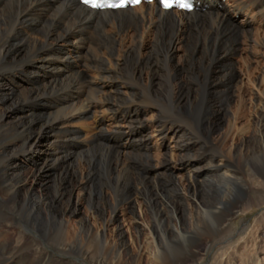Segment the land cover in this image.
I'll list each match as a JSON object with an SVG mask.
<instances>
[{"label": "rangeland", "instance_id": "1", "mask_svg": "<svg viewBox=\"0 0 264 264\" xmlns=\"http://www.w3.org/2000/svg\"><path fill=\"white\" fill-rule=\"evenodd\" d=\"M220 1L225 4H232L231 2H233V0ZM252 1L258 2V0ZM252 3L248 2V6H251ZM261 3L264 6V1H261ZM248 13V16L252 15L253 17L255 12L253 9H249ZM234 21L239 24L242 21L241 16L234 17ZM244 25L242 23L240 26ZM85 30L84 33L89 38L88 35L89 33L91 35V32L87 33ZM250 30L252 41L247 40L245 44H242L239 53L236 52L232 55L231 62L239 79L233 80L231 84L228 83V77H226V74L230 72L228 65L213 68L214 73L208 75L202 67L193 64L192 61L187 64V52L181 46L174 56V62L155 65L123 64L119 67L123 74L119 79L122 82H127L124 83L128 86L126 90H129L124 95L128 97L130 95L126 102L129 104L130 102H137L142 106H145V103L159 105L161 114L156 117L163 119L161 124L164 122L168 124L171 121L183 123L185 126L188 124L189 128L191 127L189 131L192 136L201 140L202 143L197 144L193 140L192 143L186 142L189 143L188 146L187 144L181 145V143L178 144L174 140H170L171 135L168 134L169 132L162 143L161 138L156 137V124H152L154 114L157 112L151 111V109H147L144 114H141L139 119H136L137 121L130 120V123H127V119L122 117L115 122L108 110L102 111L99 108H91L82 117L76 119L77 122L83 119L81 120L82 125L77 122L78 125H70L71 122L76 124L74 119L68 125H63L65 128L62 127L61 129V126L60 129L50 128L49 136L45 141L48 143V147L44 151L42 146L37 151H25L18 156L16 166L19 167V171L17 170L19 173H17L20 178L24 179L26 184L21 193L18 207L24 208V205L27 204L25 206L27 208L28 203L35 201L40 196L44 204L54 200L60 208L68 207L71 209L76 203L82 216L86 215L90 218L89 223L92 232L101 230L105 221L111 216L112 209L117 208L118 215L121 218L120 224L122 225L124 239L120 240L112 227H108L105 236L109 248H118L121 254V264H157L152 253L156 241L162 243V248L158 249L159 253L168 257V262L165 264H223L224 262L226 264H232V262L234 264H245L248 262L247 260L253 257L259 260L258 264H264V189H259L260 192L262 191L259 195L257 192L255 193L257 188L249 186V188L251 187L249 191L245 187L246 189H242L240 196H232L231 199L225 202L223 200L225 203L223 210L217 211L213 207L217 205L218 200L222 199V196H226L225 194L229 188L222 189V183L218 180L219 176L214 174L212 167L208 164L210 154L217 155V158H215L216 163L221 162L220 155L223 154L224 160L222 161L230 166L231 163L237 165L240 156L245 155L248 157L250 164L262 160L263 163L262 161L261 163L264 169V159H262V157L264 158V152H260V148H264V144L258 147L256 140L259 131H264V110H261L264 108V82H261V77H264V45H260L264 42L263 21L256 16L253 17L252 24L247 31ZM252 32H254V35ZM255 41L258 43L256 44ZM84 44L87 45V41ZM68 52H70V57L75 60L76 65L71 70L69 64L67 66L64 64L66 68L65 77L78 78L79 82L82 83H79L80 88L78 90L82 89V94L85 98L88 97L85 99L81 94L82 96L75 98L74 103L79 104L80 102L83 105L86 103L88 105V102H90L92 105L97 101L95 96L99 95V90L94 87V85H98L95 77L97 75L95 74L103 65L93 60L89 51L85 48L75 53L71 49ZM118 53L116 57L122 55L121 51ZM77 55H80V58ZM86 56L89 58H87L88 60ZM82 61L86 63H82ZM176 61H179V65L175 64ZM13 63L9 64L10 67H13L10 71L13 70V73L19 76L16 83L10 85L14 92L20 93L22 87L35 88V85L44 82V80H38L43 76L41 75L43 74L42 69L27 68L26 73H22L20 71L22 67H16ZM92 65H95L96 68ZM98 67L100 68L97 69ZM33 71L38 74H34ZM78 75L81 76L78 77ZM88 81L92 84L89 85ZM161 89L167 91L168 97L166 96L167 99L165 100H159L154 94L156 90L161 91ZM109 90L106 88L102 91ZM94 91L97 93H94ZM136 92L138 93L136 94ZM230 93L233 96L230 97ZM133 94L135 96H131ZM126 102L124 101L121 104L112 101L111 103L115 108H125L124 105H129ZM108 106L106 104L105 108ZM238 109L240 112L237 111ZM38 111L41 112L39 114L49 113L48 110H41L40 108ZM101 111L107 112V118L104 121L105 123L98 124L97 120L103 114ZM119 112L122 114V109ZM37 113L34 114L37 116L27 115L24 121L40 118L41 115ZM14 120L12 117L6 118L2 124L7 125ZM144 124L146 126L142 127ZM116 125H118V128L115 127ZM119 125H121V128ZM133 127L135 130V127H138L137 134L126 138L124 135L121 136V133L129 131ZM77 129L81 133H78V135L75 133L74 135V131ZM60 130L64 132L60 134ZM140 130L141 135L139 134ZM168 131H171V129ZM78 140L79 142H77ZM185 140H188L187 135ZM0 142L2 143V141ZM103 146L111 148L114 154H108L109 156H107V153H101L103 152ZM252 150L254 152L251 157ZM164 162H167V164L160 166ZM45 163L50 168L39 173V169ZM111 168L116 169V171L112 172ZM120 169H124L125 172H120ZM192 170L194 171L191 172ZM189 175L191 176L190 180H188ZM260 181H262L261 184L264 187V179ZM220 191L223 192L221 195ZM241 200L243 202L250 200L251 206L244 212L235 213L233 208L238 203L242 204ZM196 203L206 206V208L207 206L212 207L213 209L207 208L213 211L212 214L205 218L200 211V206H197ZM39 211L45 220L47 227L45 229L39 228L35 222L29 221L25 215L22 216V220L18 225H10V222H5L9 219V216L6 215V217L0 212V250L4 248L5 257H7L6 252L13 250L15 252L8 263L95 264L94 258L101 256L100 253L103 251L101 245L103 239L99 240L100 245L98 247L97 244L96 246L93 245L89 250L90 254L87 255L83 252L75 253L60 250L46 240L47 236L55 243L59 241L55 235V229L49 227L53 223V219H49L50 212L46 207H40ZM197 211H200L198 227L191 225L189 222L191 213ZM78 218L79 215L68 216L72 236L74 233L79 232ZM37 219L35 218L34 221ZM207 224L209 225L206 226ZM152 233L156 235L155 238L158 240L153 238ZM177 234L183 236L184 241H180ZM151 242L153 243L151 244ZM37 243H39L44 255L36 256L37 246L35 244ZM245 243H248L249 247L245 248ZM108 260L105 261V264H111L112 260ZM0 264L6 263L0 259Z\"/></svg>", "mask_w": 264, "mask_h": 264}, {"label": "bare ground", "instance_id": "2", "mask_svg": "<svg viewBox=\"0 0 264 264\" xmlns=\"http://www.w3.org/2000/svg\"><path fill=\"white\" fill-rule=\"evenodd\" d=\"M261 1L264 0H258V2H253L252 0H233V2H231L232 4H225L220 0H194L195 9L191 12H183L177 11L175 9L162 10L156 5L155 1L152 3H140L134 7H126L116 10H92L84 5H81L77 0H0V141H2V143L0 142V212L5 216H9L8 220H5V218H3V220H5L6 223L10 222V225H18V223H20L22 220V216L25 215L29 221L35 222L39 228L45 229L47 228L46 223L39 209L40 207H46L50 212L49 219H53V223L50 224L49 227L55 229V235L59 240L57 243H55L54 240H51L46 236V240L52 246L64 251H72L75 253L83 252L85 255H87L90 254L89 250L91 247L93 245L96 246V244L98 247V245H100L99 240L103 239L101 240V245L103 248L99 247L102 248L103 251L100 253L101 256L96 257V259L94 258L95 264H105V261L108 259L112 260L111 264H121V254L118 248H109L107 245L108 240L105 236L108 231V227H112V229L116 232L117 237L120 240L124 239L122 225L120 224L121 218L118 215V209H112L111 216L105 221V224L101 230L92 232V228L89 223L90 218L86 215L82 216L76 203L71 209L68 207L60 208L59 205H56L54 200L49 201V204H44L40 196V198L35 199V201L28 203L27 208L25 207L27 204L24 205V208H19L18 202L26 184L24 179L20 178V175L18 174L19 167L16 166V159L23 152L31 150L37 151L38 149H41L42 146L44 151L45 148L48 147V143L45 141L49 136L48 134L50 128L58 129L61 126L60 128L62 129V127L68 125V123L74 119V123H76V119L80 118V116L82 117V115L91 110V108H99L102 111L108 110L109 114L111 112V117H113L115 122L120 120L122 117L123 119H127V123H130V120L137 121L136 119H139L141 114H144L147 109H151V111L154 110L157 112L154 114V120L152 124H156V137L161 138L162 143L165 141V138L168 134L171 135L170 140H174V142H177L178 144L181 143V145L187 144L188 146L189 143L186 142L189 141L192 143L193 140L197 144L202 143L201 140L192 136L191 132L189 131L191 127L189 128L188 124L185 126L183 123H179L177 121H171L168 124L164 122L161 124L163 119L161 120L160 117H156L158 114H161L159 105L155 106L156 104L149 105L148 103H145V106H142L137 102H130V104L126 102L130 98V95L129 97L124 96L129 92V90H126L128 89V86L125 84L127 82L123 80L125 82L124 83L121 79H119L123 75L119 67L123 64L155 65L174 62V56L180 50L181 46L185 48L187 52V64L189 61H192L193 64L202 67L208 75L214 73L213 68L228 65L230 72L227 71L228 74H226V77H228V83L231 84L233 80L239 79L236 69L231 62L232 55L236 52L239 53V49H242V44H245L247 40L252 41L250 33L251 30H247L252 24L253 17H258L263 21L264 24V6L262 5ZM248 2L253 3L251 6H248ZM249 9H253L255 12L253 17L251 14V16L247 15ZM236 16H241L242 18V21H240L239 24L234 21V17ZM242 23L245 25L240 26ZM84 30L87 33L91 32V35L90 33L88 35L90 36L89 38L87 37L86 33H84ZM252 34L254 35V32H252ZM85 41H87V45L84 44ZM255 43L257 44L258 42L255 41ZM260 45H264V42H262ZM82 48H85L87 51H89V54L93 60L103 65L102 68H97H100V70L96 72L97 74H95L97 75L95 77L98 85H94V87L99 90V95L95 96L97 97V101L94 103L92 102V105L90 102H88V105H86L87 103L83 105L79 102L80 100L78 101L79 104L74 103L75 98H78L82 94L83 90H78L80 88V82L78 78L70 76L65 77L66 68L64 67V64H66V66L69 64L71 70L76 65L75 60L70 57V52L72 51H68L71 49L75 53L76 51L79 52ZM120 51L122 52V55L116 57V54ZM87 56L86 59L89 57ZM77 57L80 58V55H77ZM11 62H14L13 64L16 65V67H22L20 70L22 73H26L25 70L27 68H32L35 70L39 68L42 69L43 72H41L43 74L41 75L43 76H41L42 78L38 80H44V82H40V84L35 85V88L22 87L20 89V93L14 92L10 85L12 83H16L19 76H17L18 74L16 75L13 73V70L10 71L11 68H13L9 66ZM82 63L86 62L82 61ZM175 64L179 65V61H176ZM92 66L95 67V65ZM90 68L92 67L90 66ZM68 71L70 72V70ZM33 73L38 74L35 71H33ZM80 76L78 75V77ZM258 79L259 78H257V80ZM263 79L264 77H261V82H264ZM88 84L91 85L92 83L88 81ZM106 88L110 90L103 92L102 90ZM95 91L94 93H97ZM137 93L138 92H136V94ZM154 94L159 100H165L168 97L167 91H162V89L161 91L156 90ZM232 94L230 97L233 96ZM131 96H135V94ZM141 97L143 96L141 95ZM112 101L114 103L121 104H123L122 102L125 101L129 105H124L125 108H115L111 103ZM27 102L28 104H26ZM106 104L109 105L107 108H105ZM39 108L41 110H48L49 113L39 114L41 113L38 111ZM120 109H122V114L119 112ZM261 110H264V108ZM32 111L38 112L37 114L41 115V117L36 120H28L25 122L24 120H26L27 115L33 114V116H37L34 115L35 112L31 113ZM102 111L101 113L103 114L97 120L98 124H102L107 118V112L104 113ZM237 111L240 112L239 109ZM11 117L15 120L9 122L7 125L2 124L6 118ZM80 122L78 121L77 123L82 125V122ZM77 123L73 124L71 122L70 125L75 126L78 125ZM117 126L118 125L115 127ZM120 126L121 125H119V127ZM131 126L133 125L131 124ZM145 126L146 125L144 124L142 127ZM138 127H135L136 130L133 127V129L131 128L129 131L127 130V132L125 131L121 133V136L124 135L125 138L132 137L134 134L138 133ZM66 129L68 130V128ZM170 129L171 131H168ZM260 131L256 138L258 147L264 144V131ZM61 132L64 131L60 130V134ZM140 132L141 130L139 131V134ZM75 133L78 135V133L80 134L81 131L77 129L74 131V135ZM186 135L188 140H185ZM81 141L83 142L84 140L82 139ZM77 142H79V140ZM58 145L60 144L58 143ZM102 151L103 152L101 153H107V156L114 154V152L109 147L103 146ZM253 152L254 151L252 150L250 156L253 154ZM260 152H264V148H260ZM222 155H220V158L224 160ZM215 158H217L216 154H210L208 157V164L212 167L214 174L219 176L218 180H220L222 183V189H229H227L225 194L226 196H222V199L220 201L218 200L217 205H214L215 207L213 208H215L217 211L223 210L225 206L224 202L231 199L232 196H240L242 189H246L245 187H247L248 190L251 188H249V186L257 188L258 190L256 189L255 193L257 192V194L261 195L262 191L260 192L259 189H264L263 184H261L262 181H260L264 179L262 160V163L259 161L258 163L256 162L250 164L248 157L241 155L238 164L236 165L230 162V166L228 163L223 162L222 160H220V163H216ZM262 159L264 158L262 157ZM166 164L167 162H164L161 163L160 166ZM48 168H50V166L45 163L38 172L40 173L44 170H47ZM111 171L114 172L116 169L111 168ZM193 171L194 170L191 172ZM120 172L124 173L125 170L122 169ZM190 179L191 176L189 175L188 180ZM247 182H249L250 185L247 184ZM222 193L223 192L220 191V195ZM56 195H58V193H56ZM240 202L242 204L238 203L236 206H234L235 208H233L235 213L244 212L251 206L250 200L247 202H243L241 200ZM196 204L197 206H200V211L205 218L212 214L213 211L207 209L212 207L207 206L206 208V206H201L199 203ZM200 211L191 213L189 216V222L191 225L196 227L199 226L198 221ZM69 215H79V232L74 233L73 236L70 233V223L68 221ZM35 218L38 219L34 221ZM208 225L209 224L206 226ZM147 228L149 229V227ZM152 235L153 238H155L156 235L154 233H152ZM177 236L180 241H184L183 236L178 234ZM153 242H151V244ZM37 244H35V246H37L36 256L44 255L39 243ZM247 244L248 243H245V248H247ZM154 248L155 249L152 251V253L156 263H167L168 257L163 256L158 251V249L162 248V243L156 241ZM3 251H5L4 248L3 250H0V259H2L6 264H10L8 262L12 259V254L15 253L13 252L14 250L11 252H6L7 257H5V253H3ZM90 257L92 258V256ZM37 258L39 259V257ZM247 261L248 262L245 264H258L259 262L256 257H253ZM232 264L234 263L232 262Z\"/></svg>", "mask_w": 264, "mask_h": 264}, {"label": "snow or ice", "instance_id": "3", "mask_svg": "<svg viewBox=\"0 0 264 264\" xmlns=\"http://www.w3.org/2000/svg\"><path fill=\"white\" fill-rule=\"evenodd\" d=\"M84 2H85L86 4H88V3H90V0H84ZM137 2H139V0H137ZM91 6H92V7H102V6L115 7V6H118V5H111V4H108V5H101V4H97V3H95L94 0H93V2L91 3ZM170 6H171V5L168 4V3H167V0H166V2H165V7H170ZM178 6H179V7H185L186 5L184 4L183 0H179V2H178Z\"/></svg>", "mask_w": 264, "mask_h": 264}]
</instances>
